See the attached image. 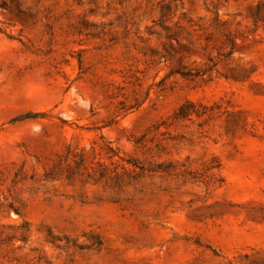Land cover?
<instances>
[{"label": "rangeland", "instance_id": "1", "mask_svg": "<svg viewBox=\"0 0 264 264\" xmlns=\"http://www.w3.org/2000/svg\"><path fill=\"white\" fill-rule=\"evenodd\" d=\"M0 264H264V0H0Z\"/></svg>", "mask_w": 264, "mask_h": 264}, {"label": "trees", "instance_id": "2", "mask_svg": "<svg viewBox=\"0 0 264 264\" xmlns=\"http://www.w3.org/2000/svg\"><path fill=\"white\" fill-rule=\"evenodd\" d=\"M33 116H35V115H30V114L29 115H26V117H33Z\"/></svg>", "mask_w": 264, "mask_h": 264}]
</instances>
